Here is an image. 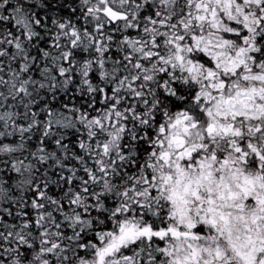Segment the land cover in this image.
Instances as JSON below:
<instances>
[{
	"label": "snow or ice",
	"instance_id": "6c2138e0",
	"mask_svg": "<svg viewBox=\"0 0 264 264\" xmlns=\"http://www.w3.org/2000/svg\"><path fill=\"white\" fill-rule=\"evenodd\" d=\"M0 264H264V0H0Z\"/></svg>",
	"mask_w": 264,
	"mask_h": 264
}]
</instances>
